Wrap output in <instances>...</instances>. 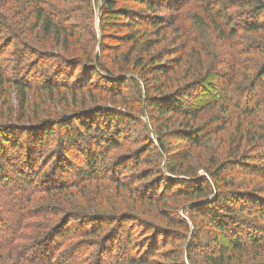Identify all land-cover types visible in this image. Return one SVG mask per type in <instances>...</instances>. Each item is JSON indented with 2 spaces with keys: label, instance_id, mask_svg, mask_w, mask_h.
<instances>
[{
  "label": "rangeland",
  "instance_id": "1",
  "mask_svg": "<svg viewBox=\"0 0 264 264\" xmlns=\"http://www.w3.org/2000/svg\"><path fill=\"white\" fill-rule=\"evenodd\" d=\"M101 1L90 0V3H87L86 0H74V7H70L69 3L63 4L72 9L69 13L75 17L74 23L79 26L76 29L77 33L81 30V33L85 34L80 41L77 35L70 39V52L66 53L64 45L55 42L43 49L44 40L41 36L35 38L34 34L37 31H34V22L28 17L32 9L29 0H0V75H2L0 79V126L19 124V122L36 124L47 120L57 121L61 117L72 119V116L85 110L95 112L97 107L99 111H102L100 113L113 110L122 115H131L137 122L129 123L120 138L122 148L109 152L104 162L108 167L114 164L123 168L127 165V170L121 175L122 183L128 188L139 190L140 182L133 184L134 178L132 177L143 175L144 172L150 170L155 173V165H160L159 169L163 171L165 160L168 159L166 155H170L171 166L190 167V170L199 177L207 176V171L213 164L216 166L224 164L227 168L222 177L226 182L220 184L219 189L224 193L234 192L237 201L244 198L242 201L255 202L253 214L246 219L255 222L253 225L264 228V219L257 220L256 218L261 209L264 211V178L262 177L264 173V94H260L259 87L254 103L251 105L255 108L257 106L258 110L253 115L245 117L240 114L239 107L236 105L239 92L238 82L235 84L232 80L227 85L223 81L210 80L213 98L209 96L205 98V101L211 99L215 101L216 106L202 113L194 127L211 125L210 123L215 118V124L210 126V129H213L215 125L220 129L223 124L225 126L222 130L209 138L200 148L189 149L183 142L167 136L164 140L167 154H161L160 158H156L151 153H140L147 145L146 139L156 145L155 132L149 124L148 110L140 100L146 84L150 87V94L157 95V91L154 90L157 85L148 74L150 59H158L154 65L160 64L172 68L167 76L162 78V82L165 83L164 93L168 94L188 83L193 71L200 68L203 61H207L208 66L217 67H220L223 59L226 61L225 64L231 60L236 61L234 72L235 76L240 79L246 74L251 75L264 65V32L249 34L238 31L237 36H229L230 31L240 28L234 23H239V19H245L250 14L249 9L242 6L248 0H240L241 2L235 4L229 0H222L226 5L225 12L222 11V14L226 15V19L228 17L232 19L230 25L227 24L228 21L225 18L214 16L220 7L215 0H177L178 3L176 2L175 5L177 8L171 12L174 16L170 17V12L162 9L158 17L164 19L163 28L158 34L154 33L155 30L149 29L152 34H144L137 47L130 42L131 32L118 28L117 24L114 27L111 24L104 26L103 30L100 29ZM259 1L264 5V0ZM123 5L131 7L132 10L136 8V5L128 2H120L118 7ZM60 6L63 7L61 4ZM63 18L65 21L66 15ZM115 20L118 21L116 18ZM170 21L172 26L168 24ZM259 21L264 22V14ZM71 23L73 21H68L65 26ZM144 41H149L153 45L148 52L141 47ZM38 50L42 52L38 53L43 55H37L35 51ZM82 50L88 51L92 57L99 56L104 66L108 67L114 75L115 82L107 84L99 79L95 80L97 82L95 87L82 88L80 84H75L78 70L68 80L69 84L74 85L73 91L59 88L52 95L46 93L44 84L52 81L53 76L51 75H54L53 72L58 65L56 59L50 57L59 56L65 60L77 61ZM140 59L144 61L143 67L135 68L133 64L141 61ZM199 71L203 75L205 70ZM99 74L105 77L102 72ZM63 78V76L60 77V79ZM123 79L132 81L125 82L119 88L118 83L124 81ZM23 80L29 83L31 89L28 92L24 118L19 120L21 114L18 109L15 83ZM246 89H243V92H246ZM119 117L124 119L122 116ZM126 121L124 119V122ZM180 122H182L181 119L176 123L172 122L167 131L184 129V122L183 124ZM121 123L124 125L123 122ZM72 125L75 127L76 123ZM101 127L105 126L101 125ZM10 131L11 129L1 130L0 140H8L10 136H14ZM54 131H57L56 127ZM62 136L63 131L52 135L43 149V157H47L45 161H48L43 170L52 165L58 148L57 144L60 141L59 137L62 138ZM260 136H262L261 139H259ZM185 154L188 160L184 159ZM139 157H141L140 160ZM136 158L140 161L138 166H136ZM7 184L4 179L0 178V210L3 211L14 206L18 199L15 194L18 192L16 185L9 183L8 186ZM20 192L18 195H22ZM190 203L179 199L177 202H170L169 206L178 208L179 217L187 219L185 210ZM27 207L33 211V215L38 217L26 220L17 239L9 240V243L12 242V247L9 251L0 253V264H16V255L19 252L23 256L20 254L21 260L17 264H31L26 261L29 256H25V259L24 255L31 250L33 240L38 239L37 235L41 236L55 227L69 214L76 217L75 215L79 214L95 213L106 217L115 211L119 215H130L123 220L126 225L125 231L118 233L115 239L122 242L126 237L125 232H130V244L133 246L136 244L147 246L152 238H157L162 244L171 243L178 235L182 237L185 235L177 220L172 216L173 214H168L173 222L169 224L158 214V205L138 201L136 196L127 192L122 186L107 179L85 183L84 186L72 188L60 194L37 193L32 196ZM233 208L237 211L240 205L233 204ZM133 217H136L135 220ZM103 219L102 222L92 223L84 219L81 225L75 219H68L65 222V229L76 230L72 236L66 239L60 238L61 240L58 241L60 245L62 244L58 251L59 259L67 264H94L96 255L99 254L98 249L104 244L102 238L105 234L117 230L118 227L116 223L107 222L106 218ZM96 226L102 227L100 234L88 236L86 228L89 230ZM39 228L42 229L39 230ZM199 233L198 239L194 233H187V241L186 238L181 239L180 236L179 244L166 246L165 251H172L175 247L181 250L184 264H190L187 260V252L188 255L190 253L194 262L201 261L200 252L205 249L207 253L215 252L218 244L214 243V235L208 227L202 226ZM221 243L230 247L224 239H221ZM253 251L249 250L244 256H239L237 253L232 255L233 260L229 264H264V250L257 258L253 255ZM155 261L163 262L159 258H155Z\"/></svg>",
  "mask_w": 264,
  "mask_h": 264
},
{
  "label": "trees",
  "instance_id": "2",
  "mask_svg": "<svg viewBox=\"0 0 264 264\" xmlns=\"http://www.w3.org/2000/svg\"><path fill=\"white\" fill-rule=\"evenodd\" d=\"M86 1L90 3V0ZM229 1L233 4L241 2L240 0ZM29 2L32 9L28 17L34 22L33 28L35 32L37 31L34 34L35 38L41 36L44 40L45 46L42 47L43 49L48 44L55 42L64 45V52L69 53L71 48L70 39L77 35L80 41V38L84 37L85 34L81 33V30L77 33L76 29L79 26L74 23L75 17H72L69 13V10H72L70 7L75 6L73 4L74 0H70V2L69 0H29ZM120 2H128L131 5H136V8L132 10L127 5L119 8ZM176 2L178 3L177 0H102L99 18L100 29L103 30L104 26L111 24L114 27L117 24L118 28H124L131 32L130 42L137 47L144 34H152L149 29L155 30L154 33L158 34L163 28L164 19L158 17L162 9L168 10L170 17L174 16L171 12L177 8L175 6ZM66 3H69L70 7L63 5ZM215 3H219L220 7H218L214 16L226 19V15L222 14V11L225 12L226 5L222 0H215ZM242 6L249 9V17L241 18L239 23H234L240 28L230 31L229 36H237L238 31L249 34L264 32V22L259 21L264 14V5L259 0H248ZM210 9L209 12H211ZM64 15L67 17L65 21L63 20ZM111 19L117 23L109 21ZM226 20L228 25H230V22L232 24V19L228 17ZM68 21H73V23L65 26ZM168 24L172 26L171 21ZM143 29L144 31H142ZM93 37L95 38V35ZM141 47L148 52L153 48V45L149 41H144ZM35 52L37 55H43L39 54L42 53L40 50ZM50 58L56 59V62H58L53 72L54 75H51L53 76L51 77L52 81L44 84V91L50 95L59 88L73 91L74 85L69 84L68 80L78 70L75 84H80L79 86L82 88L95 87L97 85L95 80L99 79L104 80L107 84L115 82L114 75L108 67L104 66L99 56L92 57L86 50L80 52L77 61L65 60L59 56ZM140 60L138 63L133 64L135 68L143 67L144 61ZM157 61L158 59L148 61L150 65L148 74L157 85L154 89L157 91V95L150 94V87L146 84L145 91L140 99L148 110L149 124L155 132L156 145L146 139L147 145L140 151L141 154L151 153L156 158H160L161 154H167L164 144L167 136L183 142L189 149L200 148L209 138L222 130L225 126L223 124L220 129L216 125L213 129H210V126L215 124V118L210 123L211 125L194 127L195 122L198 121L202 113L216 106L215 101L211 99L205 101V98L209 96L213 98V88L212 83H210L212 79L223 81L227 85L232 80L235 84L238 82L239 92L237 93L236 105L239 107L240 114L247 117L258 110L257 106L255 108L251 105L254 103L258 87L261 89L260 94H264V65L251 75L246 74L240 79L235 76L234 72L236 61L231 60V62L225 64L226 61L223 59L220 67L208 66L207 61H203L200 68L193 71L191 80L187 81L188 83L168 94L164 93L165 83L162 82V78H165L172 68L160 64L154 65ZM159 62H161L160 59ZM69 69L71 70L69 71ZM199 70H205L203 75ZM101 72L105 74V77H101L99 74ZM61 76L64 78L60 79ZM0 79H2V75H0ZM46 79L49 80L48 77ZM123 80L118 83L119 88L125 82L132 81L129 79ZM245 88H247L246 92H243ZM15 89L18 96V109L21 114L19 120H22L31 86L23 80L15 83ZM95 109H97L95 112L85 110L75 114L72 119L61 117L57 121L47 120L36 124L19 122V124L0 126V131L11 129L10 132L14 134L8 140H0V178L4 179L8 186L9 183L16 185L18 191L15 193L18 196L15 205L5 211L0 210V253L10 250L12 242L9 243V240L17 239L26 220L38 217L33 215V211H30L27 207L32 196L40 192L47 195L52 192L60 194L69 189L84 186L85 183L107 179L122 186L127 192L136 196L138 201L158 205V214L169 224H173V222L168 214H173L172 216L177 220L180 229L185 232L183 237L180 235L181 239L186 238L187 241V233H194L198 239L202 226H206L212 231L213 241L218 244V249L211 253H207L206 249L200 252L201 261L199 262H194L190 253L188 255L187 252V260L190 264H229L233 260L232 255L237 253L239 256H244L249 250H256L253 251L255 258L261 255L264 250V228L255 226L253 225L255 222L246 219V217L253 214L256 203L242 201L244 198L237 201L234 192L224 193L219 189V185L226 182L225 178L222 177V174L226 171V165L216 166L213 164L211 169L207 171V176L199 177L190 170V167L171 166L169 163L170 155H166L168 159L165 160L164 166L162 165L164 172L159 169L160 165H155V173L150 170L144 172L143 175L132 177L134 178L133 184L140 182L141 188L139 190L128 188L120 181L122 180L121 175L127 170V165L123 168L114 164L108 167L104 162L109 152L122 148L120 143L122 134L128 128L129 123L137 121L131 115H122L113 110L100 113L102 111H99L98 107ZM119 116L124 117L127 121L124 122V119ZM179 119L182 120L180 123L183 124L184 122V129L167 131L171 123H176ZM74 123H76L75 127L72 125ZM101 125L105 127H101ZM55 127L57 131H54ZM62 131L63 136L62 138L59 137L60 141L57 144L55 159L48 169L43 170L48 163V161H45L47 157H43V149L52 135ZM261 138L262 136L259 137V139ZM239 146L241 147V143ZM141 157H139V160ZM184 159L188 160L186 154ZM139 160L137 159L136 166L140 164ZM262 177L264 178V173ZM19 191L22 195H18ZM179 199L191 202L185 210L187 219L179 217L178 208L169 206L170 202H177ZM233 204H239L240 209L236 211ZM102 215L92 213L79 214L74 217V215L69 214L48 232H44L41 236L37 235L38 239L33 240L31 250L25 253L24 258L26 259L25 256H29L26 261L31 264H67L59 259L58 251L62 244L60 245L58 241L72 236L76 229L73 231L65 229V222L68 219H75L81 225L84 219H88L92 223L102 222L103 218H106L107 222L116 223L118 227L117 230L105 234L102 238L104 244L98 249L99 254L96 255L94 264H184L181 250L175 247L172 251H165L166 246H177L179 244L181 240L179 235L171 243L165 242L162 244L158 242L157 238H152L151 243H148L147 246L145 244L133 246L130 244L131 234L128 231V233L125 232L124 241L121 242L115 239L118 233L125 231L126 225L123 220H126V217L128 218L130 215H119L115 211L106 217ZM135 218L133 217L134 220ZM256 218L257 220L264 219L262 209L258 212ZM101 229L102 227L96 226L89 230L86 228L85 231L88 236H96L100 234ZM221 239L226 240L230 247L221 243ZM17 254L16 264L21 260V253ZM155 258H159L165 263L155 261Z\"/></svg>",
  "mask_w": 264,
  "mask_h": 264
}]
</instances>
